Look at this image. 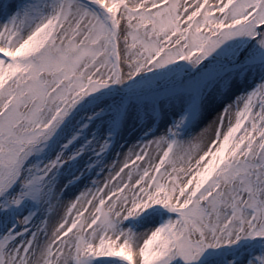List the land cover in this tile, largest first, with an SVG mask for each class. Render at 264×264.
<instances>
[{
	"label": "snow or ice",
	"instance_id": "obj_1",
	"mask_svg": "<svg viewBox=\"0 0 264 264\" xmlns=\"http://www.w3.org/2000/svg\"><path fill=\"white\" fill-rule=\"evenodd\" d=\"M0 264H264V0H0Z\"/></svg>",
	"mask_w": 264,
	"mask_h": 264
}]
</instances>
